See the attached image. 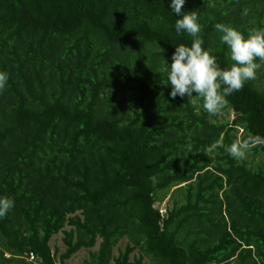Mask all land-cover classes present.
Segmentation results:
<instances>
[{"label": "trees", "instance_id": "1", "mask_svg": "<svg viewBox=\"0 0 264 264\" xmlns=\"http://www.w3.org/2000/svg\"><path fill=\"white\" fill-rule=\"evenodd\" d=\"M168 5L0 0L6 262L65 264L87 250L83 264H264V169L226 152L264 139V91L255 77L227 96L229 124L195 97L169 98L161 69L192 37L176 35ZM181 11L197 14L221 69L233 62L214 25L247 37L264 24V0H185ZM249 151L264 157V144ZM57 234L61 253L49 245Z\"/></svg>", "mask_w": 264, "mask_h": 264}, {"label": "clouds", "instance_id": "2", "mask_svg": "<svg viewBox=\"0 0 264 264\" xmlns=\"http://www.w3.org/2000/svg\"><path fill=\"white\" fill-rule=\"evenodd\" d=\"M184 3L185 0H169L168 7L171 13L179 17L174 24L176 35L186 33L192 37L191 44L176 46L170 57L171 62H166L161 71L166 75L170 88L169 98L195 97L193 103L202 101L203 110L215 115L225 106L227 96L239 91L245 82L255 78L260 67V63L256 61L264 62V30L255 31L245 37L229 25L216 23L214 29L220 33V42L227 47L229 59L233 62L229 68L221 69L215 56L202 48L203 40L199 36L202 26L198 22L197 14L193 11H181ZM241 14L247 15V10H242ZM7 81L8 73L0 71V90L4 89ZM257 143L264 144V139L248 136L229 145L226 152L233 159L240 160L245 157L250 146ZM218 146L223 147L222 142L218 141L209 150ZM13 205L11 198L0 197V217ZM33 256V263L40 261L38 256ZM9 257L10 255L6 256Z\"/></svg>", "mask_w": 264, "mask_h": 264}, {"label": "rangeland", "instance_id": "3", "mask_svg": "<svg viewBox=\"0 0 264 264\" xmlns=\"http://www.w3.org/2000/svg\"><path fill=\"white\" fill-rule=\"evenodd\" d=\"M262 30H264V24H263ZM256 62L260 63V67L256 71V76H255L257 78L256 82L258 86L261 88V90L264 91V62H260L258 60ZM211 118L214 119L217 123H228L229 124L233 120L234 114L230 107L224 106L223 109L219 113L215 115H211ZM240 132L241 131H239V133L237 134V137H239ZM240 160L247 162L248 166L253 170H256L258 168L264 169V157L260 154H252L250 151H248L245 157ZM160 202L162 205H165L168 208L171 206L172 200L169 198V196H166ZM49 245L52 251L57 249L58 253L63 252L64 245L62 242V234L54 235L52 239L50 240ZM123 246L124 244L121 242V245L119 247L122 249ZM96 249H97V246L93 248V250H96ZM4 254L6 256H9V254L6 252ZM6 256L3 255L4 258H6ZM88 258H89V252L87 250H82L76 256H74L71 260L67 261L65 264H83V262L87 260ZM25 262L27 264H35L33 263V260H30L29 258L25 259ZM0 264H14V263H8L2 258H0Z\"/></svg>", "mask_w": 264, "mask_h": 264}, {"label": "built area", "instance_id": "4", "mask_svg": "<svg viewBox=\"0 0 264 264\" xmlns=\"http://www.w3.org/2000/svg\"><path fill=\"white\" fill-rule=\"evenodd\" d=\"M160 211H161V212H164V209H162V210H160ZM29 259H30V260H33V259H34V256H33L32 254H30Z\"/></svg>", "mask_w": 264, "mask_h": 264}]
</instances>
